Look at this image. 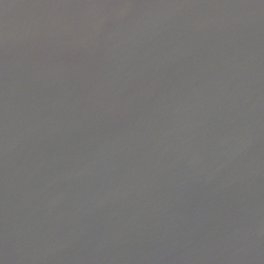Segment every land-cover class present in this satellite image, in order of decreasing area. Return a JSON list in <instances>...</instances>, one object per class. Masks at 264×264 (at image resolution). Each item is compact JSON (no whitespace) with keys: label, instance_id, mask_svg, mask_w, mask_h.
I'll list each match as a JSON object with an SVG mask.
<instances>
[{"label":"water","instance_id":"95a60500","mask_svg":"<svg viewBox=\"0 0 264 264\" xmlns=\"http://www.w3.org/2000/svg\"><path fill=\"white\" fill-rule=\"evenodd\" d=\"M0 264H264V0H0Z\"/></svg>","mask_w":264,"mask_h":264}]
</instances>
